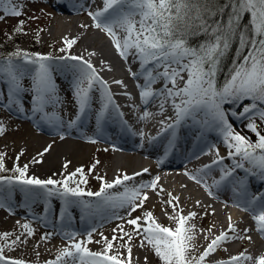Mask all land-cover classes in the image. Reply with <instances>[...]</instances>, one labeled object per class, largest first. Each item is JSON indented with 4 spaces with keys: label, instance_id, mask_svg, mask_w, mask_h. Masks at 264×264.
I'll list each match as a JSON object with an SVG mask.
<instances>
[{
    "label": "snow or ice",
    "instance_id": "obj_1",
    "mask_svg": "<svg viewBox=\"0 0 264 264\" xmlns=\"http://www.w3.org/2000/svg\"><path fill=\"white\" fill-rule=\"evenodd\" d=\"M102 3V8L88 10L87 15L93 21L92 27L109 37L117 54L125 62L130 58L132 62H138L139 71L132 72L129 68V72L134 79H143V84H137L141 101L148 105L152 99L159 98L160 112L156 114H163L165 104L171 103L174 115L159 121L157 135L149 139L155 141L170 134L164 148V156L167 157L175 147L178 130L188 121L199 129L201 138L206 132L215 133L226 148L227 156H221L219 148L212 144L209 152L204 153L214 152L211 163L195 173L185 174L201 184L210 196L213 195V187L219 188L225 182L233 184L237 200L243 205L242 210L250 212L256 231L264 237V194L249 193L245 179L234 175L237 170H243L246 176H258L264 181V129L260 128V124H264V0H102ZM22 7L17 0H0V21L7 16H21ZM73 7L77 5L73 4ZM80 8H83V4H80ZM246 16L248 23L245 24L242 21ZM24 23L20 20L15 31L22 32ZM193 36L204 38L193 46L190 42ZM76 43L75 38L65 37V46L59 49L65 55L60 57L21 50L0 56V80L7 84L5 106H15L18 111H25L21 96L30 93L31 111L39 113L42 121L56 128L61 127L63 121L59 113L45 111L49 105L55 108L62 103L53 75L57 67L52 61H72L74 63L60 66L61 70L72 75L73 99L77 107L68 127L76 126L87 116L92 111L94 101L100 105L93 114L98 130L112 111L122 117L123 113L119 112V106L115 104L108 82L99 75L91 60L85 59L83 55L70 54ZM234 45L231 66L221 83L218 77ZM92 55L94 53H89V56ZM25 78L30 80L29 88L22 84ZM160 81L163 82L162 87L154 89L153 86ZM113 83L123 85L121 80ZM95 92H99L98 100L94 96ZM3 100L4 97L0 95V101ZM156 114L144 110L139 119L147 120ZM232 120H246L245 127L256 136V140L237 131ZM5 131L0 121V136ZM140 135L143 138L144 133ZM60 139H64L62 134ZM89 142L96 141L89 138ZM50 149L51 145L38 156L42 158ZM5 155L0 153V173L9 171L4 163ZM22 155L23 151L16 160L19 161ZM225 159L231 160L230 166L224 164ZM33 162L42 163V159L34 157ZM69 164L70 161L66 162L63 168L66 170ZM97 164L99 160L88 169L89 174ZM28 168V164L22 167L16 164L10 170L11 175H0V208L8 206L10 210L13 194L18 190L28 205L43 201L45 214L52 211V198H58L61 201V222L68 221L70 224L72 209L80 211L82 220L100 217L124 221L112 229L111 239L100 233L101 239L94 241L95 228L86 234L64 229L59 233H45L41 236L44 242H48L54 234H59L66 241L63 247L57 249L54 259L45 261V264H132L131 242L134 237H140V247H150L160 264H205L206 259L222 244L236 239L251 240V236L247 235L249 229L245 228L244 234H238L229 216L227 230L210 239L203 252H199L195 243L196 225L190 223L197 213L184 215L179 204L180 198L170 192L167 193L168 200L161 201L172 209L171 212L167 208L163 209L170 226L160 223L151 211L132 218V213L143 208L149 199L147 189L157 195L165 191L159 187V176L150 181L135 182L137 177L149 172L148 168L132 175L118 174L112 181L96 176L100 181L98 191L86 188L88 175L83 167L67 175L61 174V179L30 176ZM214 169H219L220 176L209 185L205 177ZM196 203L200 205L199 201ZM121 209L126 210L127 218L119 214ZM125 223L132 226L131 231L125 230ZM17 224L20 222L17 221ZM20 227L24 231L10 242L13 233H0V264H27L23 259L5 255V250L12 251L15 245L26 244L27 238L35 234L28 222ZM207 231L210 234L211 228ZM81 235L85 238L79 239ZM205 240H209L208 235H205ZM93 242L102 244L101 249L91 250L88 245ZM121 248L126 249V256L120 251ZM246 262L264 264V254L254 258L245 250L215 264Z\"/></svg>",
    "mask_w": 264,
    "mask_h": 264
},
{
    "label": "bare ground",
    "instance_id": "obj_2",
    "mask_svg": "<svg viewBox=\"0 0 264 264\" xmlns=\"http://www.w3.org/2000/svg\"><path fill=\"white\" fill-rule=\"evenodd\" d=\"M78 1L80 0H77V3H79ZM88 4L89 6H85L83 8H80L78 6L74 8L72 5L71 9H68L67 11L62 10L59 7L60 5H57L58 9H54V6L51 4V8L54 10V12L50 13L52 16H55V20L43 35L42 39L45 41L49 39L50 36L56 35L58 37L62 36V38L68 37L75 38L77 40V43L71 48L70 54L77 56L83 55L85 59H90L96 67L99 75L108 82L115 104L119 106L120 113H123V119L120 124L126 126V128L128 129L129 133L128 135L126 133V136H128L131 145H134V147L131 149H127L121 148L120 146H115L111 149L106 148L107 150H104L96 143H91L89 142V140L80 138L73 129L67 127H62V130L57 129L55 126L42 121L40 119L39 113H33L31 111V105L29 104V101L23 100L22 96L21 101L24 105L25 111H18L15 106H5L7 101V84L3 81L0 84V95L4 97V100L0 101V110L5 109L9 113L8 116L13 115L16 116V118H18L19 120L24 121L13 122L5 114H2V116L9 119L12 124L28 131L27 133L24 131L25 135L21 139V145H23L24 147L22 155L24 157V163H22V160L21 166L28 164V174L30 176H36L40 179H47L49 177L59 178L60 176H62L61 174L65 175L66 173H71L75 171L76 168H85L86 165L88 167L90 165L92 166L95 163L92 162L93 154L95 153V150L93 148L96 147L100 151L106 153L108 152L109 155V158L104 162L99 161V164L96 165L94 171L92 172L93 174H96H94V178L91 181H94V184L97 186V188L100 187V181L96 179V176H103L106 180L112 181L118 174L127 173L128 175H132L133 173L141 172L144 168H148L149 172L143 174L140 177H137L135 181L136 183L140 181H150L156 176L160 177L159 187H162L165 191L160 193V195H157L156 192L152 191L151 189H147L146 191L149 199L145 202L143 208L136 211V216L141 215V210L151 211L153 214H155L157 210L162 206L167 208V211L170 212L171 208L167 207L161 202L168 200L169 197L167 193L170 192L173 196H177L180 198L179 204L180 207L183 208L184 215H187L189 212H196L197 216L199 217L210 216L211 219L208 229L211 228V234L208 233V241H210V239L214 238L216 235H219L221 231L227 230L229 216L235 223L238 234H244L243 229L245 228L249 229L247 235L251 236L250 241L247 239H236V241L239 242V245L237 247H220L217 249V253L224 254L222 255L225 256L224 260H227L231 256L237 255L245 250H247L248 254L252 255L253 252L250 251V248H253L255 246V240L252 237L255 235L257 237L260 236L261 238H264L259 232L256 231V225L252 216H247L246 212H244V214L240 213L239 210H242L243 206H238L239 209L237 208V210L235 208L231 209L229 207V204L231 203H229L228 201H221L217 197H214L215 200L213 201V203L211 200L210 204H203V200L199 197L200 195H205L203 193L205 192L204 187L201 184L189 179V176L185 174L186 172L195 173L194 170L198 169V167L202 164V161L187 160V163L189 164L187 168L183 166L169 168L161 167L158 166L157 163H155L154 156L150 155L148 153V150H146L147 148L152 149L153 147L151 146L156 144V140L151 141L149 137L157 135V132L160 128L159 121L164 120L165 117L174 115L171 108V103L169 101L165 104V111L163 112V114H156L160 112L159 98H154L149 102L148 105H145L140 99V89L137 86L130 85L127 90H119L114 86L117 84L113 83V81L121 80L125 82V79L130 76L132 77L131 73L129 72V68H131L132 72H138L139 64L138 62H132L131 58L128 62H125L120 56H118L117 54H113L107 42L100 34L80 33V29L84 28L81 27V25L92 27L93 21L87 15L88 10L94 11L97 8L103 7L102 0H94V2L93 0H91ZM64 14L71 16H63ZM89 53H94V55L89 56ZM93 57H95L96 60L93 59ZM64 62L74 63L72 61H59L57 64H63ZM140 80L143 79L141 78ZM162 85L163 82L160 81L157 82L153 87L154 89H160ZM180 85L182 86V82H180ZM60 87L61 88L58 89V95L60 99L61 96H63V93H65L69 98L70 105L68 103V112H66L64 108H61L60 105L57 108V112L63 115L66 120L70 121L74 119L77 112V107L73 99V89L70 88L68 90L65 89L68 87ZM134 89H136L135 93L132 94L131 92H129V90L132 91ZM125 93H128L130 95L125 96ZM119 94H122L124 96L119 97ZM94 96L98 98L99 92H95ZM10 108L15 112H11ZM144 110L150 111L156 115H153L147 120H140L139 117L142 115ZM116 115L119 117L118 120L120 121L122 117L117 112ZM25 122H29L30 124H32L37 133L43 131L46 132V135L49 136H42L33 131H30V129L26 127ZM39 129L41 131H38ZM141 132L144 133L143 138H141ZM61 134L64 136V139H60ZM96 139L99 141L98 137ZM87 143H90L92 145H88ZM49 145H51V149L47 153H45L42 158L39 157L38 153L43 152V150ZM216 146L219 148L220 155H222L226 151V148L219 143H216ZM19 151L20 150H17V152ZM27 151H29L28 154H26ZM214 155V152L207 154L206 158L208 156ZM34 157L37 159H42V163H34ZM69 161L70 164L65 170L63 168V165ZM219 176L220 172L218 171L217 174L211 175L209 179L213 181L214 179H219ZM172 182L179 183V187L173 188L171 185ZM190 182H194L195 184ZM229 193L232 194L231 191H229ZM19 196H22L23 198L22 194H20ZM85 199L94 200L95 197H86ZM55 201L60 202L58 198H52L50 204L52 211L45 214V205L43 201H38L36 203L28 205L24 203L23 199L21 202H19V209L14 210L10 208L9 210L8 208L5 209V211L2 209L0 210V226L2 224L4 227H8L10 230L17 229L18 233L20 234L22 231H24L20 227V225L28 222L25 218V213H22L20 209L23 208L24 210L32 207L35 212L37 210L39 215V221L37 219H34L35 221L42 222L46 226L48 224L50 227L47 228L49 229H56L62 224V222L59 218V208L61 205L55 204ZM197 201L200 202L199 206L196 203ZM72 214L73 216L75 215V217L72 219L70 224H76L72 231H76L77 233L80 231V233L86 234V228L84 224L85 220L81 219V213L76 209H72ZM119 214L126 217V210H119ZM136 216L132 214V218ZM222 216L225 217L224 220L221 219ZM41 217L44 218L41 219ZM17 221L20 222L19 225L17 224ZM159 222H164L162 217L159 219ZM120 223H124V221H121L119 219L104 220L100 217H95L94 219H92L89 229L90 231L93 228L96 229V231L93 233V240H100V233H103L104 236L111 239L113 236L112 229ZM131 227L132 226L125 223L126 231L131 229ZM33 229L35 230L36 235H40L38 237L39 239L36 242H31L27 239L26 244L15 245L14 253L16 254V256H12V258L23 259L27 262V264H40L50 259V257L57 252V249L59 248L61 241L63 240L59 234H54L48 242H44L41 240V231L36 226H33ZM18 233L17 235H19ZM116 235L119 236V232H117ZM78 238L84 239L85 237L84 235H81ZM126 238L127 237H125V239ZM22 239H24V237H22ZM120 243H123V241H120ZM195 243L199 252H203L205 246L197 243L196 238ZM131 244L133 249L132 264H145V257H147V264H155L157 258L155 257L150 247H140V239ZM88 246L91 250L98 251L101 249L102 244L93 242ZM120 251L125 256L127 255L126 249L121 248ZM213 262L215 261H211L212 264H214Z\"/></svg>",
    "mask_w": 264,
    "mask_h": 264
},
{
    "label": "rangeland",
    "instance_id": "obj_3",
    "mask_svg": "<svg viewBox=\"0 0 264 264\" xmlns=\"http://www.w3.org/2000/svg\"><path fill=\"white\" fill-rule=\"evenodd\" d=\"M45 1H48V3ZM81 1H82V4H85L87 2L86 0H81ZM90 1L91 0H88V3H90ZM17 2L23 5V7H22V13L23 14L19 17L7 16V17H5L4 20L0 21V56H7L8 54L15 52L17 50H21V51L29 52V53H40L42 55L51 54L53 57H60V56L65 55V53H62L59 51V49L61 47L65 46L64 41H63L64 38H62V36L61 37H58L56 35L50 36V38L45 40V41L42 39L43 35L50 28L51 24L55 20V16H52L50 13V12H54V10L51 8V5L49 4L51 2L54 6V9H58L57 6L55 5V3H53L52 0H43V1L42 0H17ZM0 14H2V12H0ZM63 16H71V15H65L64 14ZM76 17H78V16H76ZM20 20H23L25 23L23 26V31L18 33L15 31V28L18 26ZM80 31H81L80 32L81 34H85V33L86 34H95V33L100 34L103 37V39L107 42L112 53L115 55L117 54L115 52V49H114L112 43H111V40L109 39V37L104 32H102V31H100L94 27H84V28L80 29ZM9 37H11V38H9ZM93 59L96 60L95 57H93ZM58 62H59L58 60L52 61L53 65L57 67V71L53 74L56 84L58 85L59 81H65L69 84L68 86L71 87L72 76H68L70 74V72L66 73L67 71H63L60 69V66L65 64V62L63 64H57ZM124 81L125 82H123V85L117 84L114 86L117 89H122V88L124 89L126 87H129L132 84L130 77H128ZM22 84L25 88H29L30 87V80L28 78H25L22 81ZM59 91H61V90H59ZM30 95H31L30 93L22 94V97H23L22 99L25 101H29V104L31 105ZM119 95H120L119 97L124 96L122 94H119ZM116 98H117V96H116ZM120 99H122V98H120ZM61 101H62V103H60L61 108H64L65 111L68 112L69 111L68 110V108H69L68 103L70 105V101H69L68 96L63 93V96H61ZM48 107L54 109L57 112L58 106L53 108L51 105H49ZM48 107H46L45 111L50 112V113L53 112L51 110H47ZM1 114H5L13 122H20V121H24V120H19L18 118H16V116H13V115L8 116L9 113H7L4 110H0V121L3 122V124L6 128L5 133L2 136H0V153L6 154L4 163H5L6 168L9 169L8 172L0 173V175H11L12 173L10 170L14 167V165L19 164V166H21V162H22L24 157L20 156L19 161L16 160V157H17V155L20 154V151H24V149H23L24 147H23V145H21V139L25 135L24 131L26 133L28 131L12 124L9 119H7L6 117H3ZM59 116L61 117L64 124L57 129L62 130V127L68 128V122L69 121L66 120V118L63 117V115H61L60 113H59ZM232 122H233L236 130L239 131L242 135H246V136L250 137L251 140H253V141L256 140V136L253 133L249 132L248 129L245 127V124L247 123L246 120H232ZM258 123H259V121H258ZM25 124H26V127L30 129V131L37 133L32 124H30L29 122H25ZM260 128L264 129V124H260ZM38 131H41V130L39 129ZM37 134L42 135V136H46V137L49 136V135H46V132H43V131H41L40 133H37ZM83 134H85V132ZM87 135L88 134H86V136ZM90 136H92V134H90ZM87 144L92 145L90 143H87ZM13 147H16V148H13ZM93 149L95 150V153L93 154L92 162H96L97 160L104 162L105 160H107L109 158L108 152L106 153V152L100 151L96 147H94ZM17 150H20V151L17 152ZM28 153H29V151L26 152V154H28ZM22 163H24V160ZM89 167L86 165L84 168L85 173L88 175V184L86 185V188L89 190H92V191H98L99 187L97 188V186L94 184V181H91V180H93L94 174H96V173H94V174L90 173L89 174L88 173ZM67 174L68 173H66L65 175H67ZM61 178H62V176H60L59 178H53V179H61ZM190 183L195 184L194 182H190ZM171 185L173 188L179 187V183L172 182ZM177 189H179V188H177ZM20 194L21 193H19L18 190L16 192H14L11 203L16 201L15 200L16 197L21 202L23 200V198L19 197ZM204 194L205 195H200V197L198 196L200 199L203 200L202 203L203 204H206V203L210 204L211 200L213 203V201L215 199H213L212 196H210L208 193H204ZM8 208L9 207L6 206L4 208H0V210L2 209L5 211V209H8ZM10 208H12V207L10 206ZM163 209H165V207H163V206L161 208H159L157 210V212L154 214V216L157 218L158 221L162 217L164 222H161V223L164 224L165 226H170V221L165 216ZM170 210L172 211V209H170ZM143 212H145V211L141 210L140 214L142 215ZM246 213H247V216H252L248 211H246ZM132 214L134 216H136V212H134ZM210 219H211L210 216L209 217L196 216L190 222V223L196 225L197 232H196L195 238H196L197 243H199L200 245L205 246V247L207 246V243L209 242L208 240H205V235H208L207 230H208V226L210 223ZM221 219L224 220L225 217L222 216ZM26 220L31 224V226L32 225L35 226L34 222L31 221L30 219H28L27 217H26ZM33 226H32V228H33ZM128 231H131V229H129ZM3 232H10V233L14 234L13 236L10 237L9 242L11 239H15V236L18 233L17 229L16 230L15 229L10 230L8 227H4L1 224L0 233H3ZM39 236L40 235H38V234L37 235L34 234L32 237L27 238V239L31 242H36L39 239L38 238ZM252 238L255 240V242H254L255 246L253 248H250V251L253 252L252 256L254 258H256V257H259L260 255L264 254V238L257 237L255 235ZM138 239H140V237H134L131 243L137 241ZM238 245H239L238 241L232 240V241H229V242L222 244L220 247H234L235 248ZM63 246L64 245L61 244L59 246V248L63 247ZM55 254H53V256H51L50 259H48V260L54 259ZM196 254L198 255V253H196ZM5 255L10 256V257L16 256V254L14 253V250H12V251L5 250ZM222 255H224V254L217 253V251H216L215 253L211 254L206 259L205 264H212L211 261L217 262V261L224 260L225 256H222ZM215 262H213V263L215 264ZM40 264H45V262H42ZM155 264H160V261L158 260V258H157Z\"/></svg>",
    "mask_w": 264,
    "mask_h": 264
},
{
    "label": "trees",
    "instance_id": "obj_4",
    "mask_svg": "<svg viewBox=\"0 0 264 264\" xmlns=\"http://www.w3.org/2000/svg\"><path fill=\"white\" fill-rule=\"evenodd\" d=\"M221 2H223V0H221ZM242 23H245V24L248 23V17L247 16L244 18ZM203 38H204L203 36H193V37H191L190 42L193 46H196L200 41L203 40ZM235 47H236V45L233 46V49L230 51L228 57L225 58L224 65H223V71L220 73V75L218 77L219 82H221V83L223 82L225 73H227L229 67L231 66L232 57L235 54Z\"/></svg>",
    "mask_w": 264,
    "mask_h": 264
}]
</instances>
